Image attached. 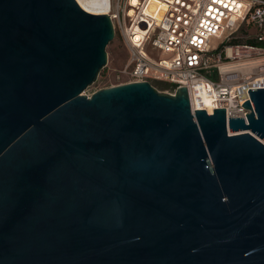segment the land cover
<instances>
[{
    "label": "water",
    "instance_id": "obj_1",
    "mask_svg": "<svg viewBox=\"0 0 264 264\" xmlns=\"http://www.w3.org/2000/svg\"><path fill=\"white\" fill-rule=\"evenodd\" d=\"M111 16L0 0V264H264V88L191 108L150 82L83 94Z\"/></svg>",
    "mask_w": 264,
    "mask_h": 264
},
{
    "label": "built area",
    "instance_id": "obj_2",
    "mask_svg": "<svg viewBox=\"0 0 264 264\" xmlns=\"http://www.w3.org/2000/svg\"><path fill=\"white\" fill-rule=\"evenodd\" d=\"M109 15L128 48L119 84L166 82L172 95L186 86L193 112L226 108L227 124L247 122L249 89L264 88V0H114ZM244 24L255 32L241 40Z\"/></svg>",
    "mask_w": 264,
    "mask_h": 264
},
{
    "label": "rangeland",
    "instance_id": "obj_3",
    "mask_svg": "<svg viewBox=\"0 0 264 264\" xmlns=\"http://www.w3.org/2000/svg\"><path fill=\"white\" fill-rule=\"evenodd\" d=\"M114 3V0H112V4ZM237 28L230 29V31H234ZM228 31V33L230 32ZM255 30L251 27L247 26V24H244L242 28L235 33V36H243V37H237L241 40H245L246 34L254 33ZM224 41V36L221 39H215L213 41L214 46H219ZM249 41H252L250 38ZM107 53H108V61L106 66L101 70L98 79L93 82L85 91H83V94H86L88 96H91L94 92L110 87L112 85L119 84L120 81L117 79L115 75V71L122 68L125 63L128 60V48L121 37L119 33H116L115 37L112 39V41L107 46ZM155 88L162 93L170 94L172 89L171 85L166 82H155L154 83Z\"/></svg>",
    "mask_w": 264,
    "mask_h": 264
},
{
    "label": "bare ground",
    "instance_id": "obj_4",
    "mask_svg": "<svg viewBox=\"0 0 264 264\" xmlns=\"http://www.w3.org/2000/svg\"><path fill=\"white\" fill-rule=\"evenodd\" d=\"M79 4L88 12L95 14H109V9L112 6V0H77ZM209 108L208 111L212 112L213 107L207 101ZM200 104H198L197 108H200Z\"/></svg>",
    "mask_w": 264,
    "mask_h": 264
},
{
    "label": "trees",
    "instance_id": "obj_5",
    "mask_svg": "<svg viewBox=\"0 0 264 264\" xmlns=\"http://www.w3.org/2000/svg\"><path fill=\"white\" fill-rule=\"evenodd\" d=\"M250 43H254L253 41H249Z\"/></svg>",
    "mask_w": 264,
    "mask_h": 264
}]
</instances>
